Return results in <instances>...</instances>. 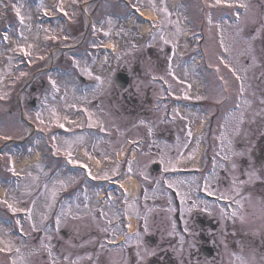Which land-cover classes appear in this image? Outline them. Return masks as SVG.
I'll return each instance as SVG.
<instances>
[{"label":"rangeland","instance_id":"1","mask_svg":"<svg viewBox=\"0 0 264 264\" xmlns=\"http://www.w3.org/2000/svg\"><path fill=\"white\" fill-rule=\"evenodd\" d=\"M82 1L90 4L91 7L88 11L89 13L92 12V20L95 19L94 13L103 15L107 11L106 17L112 16L114 18L112 19L113 34L111 35V39L108 40L109 44L112 46V50L106 52L103 48L97 49L96 47H100L103 43L97 40L99 36L96 34L92 37L93 52L91 55L80 52L76 58H73L71 53L60 51L61 53L58 52V55L56 54L57 56L54 58L51 57L50 63L53 62L52 64L54 65H58L60 61L59 64L61 65L68 67L75 66V68L65 76L62 74L58 75L57 73L41 75L40 79L46 80L48 86L43 90L39 88L36 95H34V97L37 98L38 110L34 112L33 110H28L25 105L30 100V97L27 94L24 95L22 97L24 112H17L19 110V108H17L16 112L12 113V115H8L9 118L0 123V135H9L17 140L29 138L30 130H27L26 122L31 124L33 121L37 124L39 123V125H42L44 128L50 124L61 123L62 121L59 120L64 119L65 123L68 121L72 128H81L84 122L83 120L78 123L75 122L78 118L76 113L79 108L84 106L82 102L85 101L87 104L85 106L93 111L94 116H92V120L98 119L102 122L103 120L106 121L108 127L113 132L112 138L114 139L110 142L108 140L95 141L94 137L86 136L85 140L80 138L78 143V147L84 145L85 150H92V156H95L94 158H99L100 162L103 163L95 161L92 157V169L99 173V176L105 172H107L108 175H113L118 171V167L113 164L107 167L103 160L105 158L108 159V157H111L110 154L124 147L126 139L130 136L127 131L130 129L132 130L134 136L131 138H136L138 136L148 138L156 132H160L159 134L162 136V133L165 132V135H163L164 137H159L161 141H154V145L157 146L155 151L148 148V153L150 154L147 156L148 162L150 160L160 165V172L152 177L154 183L164 181L168 184L171 183L173 187L167 188L166 192H160V195L158 194L159 198L153 197V195L145 196L137 203L140 207H138L139 205L135 206L133 209L129 207L128 214H132L134 218L132 223L134 222L135 224V220H137L136 225L139 223V234H141V236L126 235L123 234L119 226H111L110 224L115 218V215H113L114 213H111L110 210L113 209L114 204L110 203L108 209L98 208L95 202L92 203V198L94 194L97 196L99 193L96 194V190L94 191L93 189L90 191L82 188L87 187L86 185L79 186L78 188L83 192H80L82 197L91 200L90 204H85L84 202L78 206H74L73 203L63 204L64 206L61 205L59 210H54V214L49 218L48 215L53 212V209L47 206L49 205V202L45 199L47 194H42L41 191L37 192V187L32 188L31 186L32 191L28 190L30 193L28 196L26 195L27 197L25 198L23 195H19V190L13 189L14 191H12L11 194L16 195L15 207L18 209L16 213L20 215V213H24V209H31L32 218L29 219L26 214L21 219L23 222V230L20 231H22V234L28 236L27 240H24L16 235L17 232H14L15 229L9 227L10 219L8 218L7 209H2L0 211V215H2L1 219L6 218L8 220V222L3 221L0 223V240H10L13 245L10 252H0V264H12L14 260L16 264H146L147 260L153 256L147 255L146 250L147 252H153L155 254L158 251L160 241L157 246L155 245V249H151L144 241V237L149 234L151 235V233L158 234L160 239L165 238L166 240L178 237L175 232L176 225L170 217V214L175 211L179 210L186 218L190 217L195 212L213 215L219 220L225 218V214L233 217L226 212V210H228L227 208L224 210L217 202L206 200L203 195L206 193L209 194V191L212 193L213 197L223 195L227 197L226 199L234 202L237 201L235 203H238L239 205L237 206L241 207H239L240 211H238L236 215L239 223V240L237 241V248L232 246V241L228 243L229 245L227 244V235L224 229L226 226L221 224L217 233L222 243L219 259H214L213 261L194 260L192 263L190 262L188 264H241L242 260L245 261L246 264H264V247L262 244V241H264V199H260L261 195V197H264V186L257 185L255 188L257 192L255 194L248 190L249 184L260 179L262 180V178L264 179V170H258L257 167H253V159L250 156V153L254 149V145L259 141L260 135L264 134V103H261V101L264 100V0H244V2L248 3L249 7L247 11L244 12V15L242 14L239 16L238 22L233 19L234 15H236L234 8H207V10H204L205 1L203 2V6H197L194 2H191V5L189 1L185 0L186 6H180L176 9L173 6L172 0H170L171 2L169 0H164V3H160V0H157L158 7H164L166 4L170 16L165 18L163 13L156 12L163 19L158 24V29L152 36H148L146 31L138 28L136 25L133 26L131 22L132 28L125 27L126 25L124 26V24H119L117 21L119 18L122 19L124 17L129 19L127 15H123V10L121 9L122 5L118 6V8H120V13H112L111 4L93 5V0ZM133 1L147 8L146 5L148 0ZM71 2L72 1L69 0V2L66 3ZM11 5H13V2H11ZM73 5L76 7L77 2ZM75 7H72L71 11H74ZM81 11L82 15L87 18V12L82 9ZM209 12L213 14L212 25H208L206 18ZM8 14L10 21H8L7 24H12L11 34H13L22 25L18 22H13V10L8 11ZM223 15L230 18L223 20L221 19ZM71 16L74 17V12L71 13ZM191 20L202 25L200 28L195 24L194 31L196 28V30L206 34L207 38L203 45L205 46V51L215 54L221 52L222 48H227L232 50L230 52L231 54L234 52L230 60L233 61L238 68L237 70L240 72L238 73L239 76L243 77V94L247 96L245 103L239 108L241 111L236 114L238 116L243 113V124L239 126L241 145L237 148L234 144H231V140L228 144L227 141H229V139L226 138L228 134L224 131V128H222L225 132L224 142L227 145L225 147L226 149L224 150L222 148L219 154L216 152V148H212L213 146L211 147L210 154L212 155L213 152L217 154V159L220 163L215 165L216 170L214 169V173L211 175L209 170H203L200 166L198 169L192 166V168H187V170L182 168L177 171H165V164L160 163L162 158L165 163L168 161L175 163L176 160L184 156L185 150L192 149L187 147L186 143L183 145V143L181 144L176 141L177 138H179V141L183 139V142H188L185 126L186 123L190 122L191 124L192 118L190 114L192 113H188L189 115H187L189 117H186L187 115L181 116L179 113L180 111H176L173 115V119L170 118L165 122L163 121L164 115L168 113V102L171 99L169 92L173 94V97L176 96L175 99H180L177 101L178 104H184V106H187L186 103L190 104L192 100L203 99L207 94V100L216 103V101L220 99V89H218L217 94H214V92H216L214 91V86L208 83V81L205 85L195 66L193 64L192 67L190 66L191 64L187 65V61H189V59H187V55H189V42H186L183 38L185 35V23L187 21L189 24ZM177 21H179V26L181 28V33L179 35H177L175 31V24ZM2 25H4V22H0V26ZM57 27L58 26H51V28H44V26H35L37 30L44 28L45 34H55L56 30L60 29ZM108 27H104V29L107 30ZM22 29L27 32L32 31L36 34L33 25H29L27 22H25ZM101 33L103 34V31H101ZM60 35L62 34L60 33ZM161 35L165 36L170 43L165 45L160 39ZM153 37H155V39ZM63 38L64 35L62 39ZM80 38L81 35L77 37L76 40ZM221 39H223L225 47H221ZM76 40H74L75 42H73V40L70 41L71 43H76ZM172 41H175L174 45L171 43ZM16 43H18V40H16ZM133 45H135V47H133ZM6 50V48L0 47V87L4 88L3 90L0 89V96L3 97V99H0L2 104L7 103V95H4L5 91L8 89V86L5 85L6 80H8V78L10 79L13 75H17L12 71L14 62L11 55H8L9 50H7V52ZM29 51L35 54L39 53L41 50H39V47H32ZM45 55L46 54H43L42 56ZM61 55L63 57H61ZM148 55L150 57H148ZM181 57H183V59H181ZM72 62L74 65H72ZM113 64L115 67L112 72ZM126 64L131 65L129 70L130 75L132 73L135 74L136 81L134 84L137 86V91L141 93V96L147 89H152L151 98L155 101L153 107L148 110L150 113H153L152 115H156L157 119L153 120V118H151V121H147L145 118L143 120V123L147 124L145 128L139 127L142 121L136 123V119L134 120V118L123 116L126 106L122 104L120 98H117V92L112 83V79L117 70L123 66L125 67ZM173 64H175V68ZM96 66L100 67V69L94 68ZM85 67L91 72V76L83 71ZM132 70L135 72H132ZM169 71H171L172 74H169ZM80 76L86 79L84 85L78 83V77ZM96 76L101 78L103 81L102 84L95 79ZM28 77V75L25 76L24 74L22 76L19 75L17 81L24 84L28 80ZM211 78L210 76V79ZM36 81L39 82V80ZM51 81L56 82L59 89L58 91L53 88ZM189 85H191V88L188 87ZM207 87L208 90L206 93L204 90ZM10 92H14L13 99L11 100V102H13L19 90L15 91L11 89ZM185 95H187L189 99H184ZM14 106H16V103ZM157 107H159V111L156 110L154 112ZM179 107L183 113L186 110L190 111L189 105L186 108ZM179 107L177 109H179ZM5 108L8 107L0 105V114ZM152 108L154 109L151 110ZM209 111H212L211 108H209ZM53 113H55V115H53ZM58 115L61 117L60 119H57L55 123L50 122L51 120H55ZM65 117L67 119H65ZM197 117L200 118V116ZM39 120L43 123H40ZM172 120H174V122L171 123ZM236 123L234 119L232 122H230V119L226 122V126L229 127L227 128L228 132L232 131ZM94 124L95 126H93V128L97 127L99 130V123L94 122ZM55 129V127H52L49 131H54ZM149 129H151V135H149ZM171 129L176 130L175 140L173 139V141H171ZM143 130L145 131L143 132ZM197 132H199V130H197ZM212 135L214 140L218 137L217 132ZM30 138L31 140H29L26 146L18 149H13L10 145L5 146V152L1 155L2 158L0 159L8 163L9 156L12 157L11 152L20 153L21 151L32 150L34 147H44L38 134H32ZM59 140L60 141L56 143V148L60 149V154L65 152L66 146L63 144L65 140L72 143V154H77L76 138L64 137L59 138ZM205 140H207V137ZM170 143H176L175 145H178L175 148H171ZM199 143L200 141L198 140L195 144ZM156 150H158L157 153ZM152 152H154V154H152ZM17 156L19 161L23 159L22 155L18 154ZM41 158L42 156L40 155V159L37 162H40L42 160ZM243 158L250 163V169L245 172V178H248L247 181H242L241 174L238 175L239 167L237 162L239 159ZM198 161L201 162L200 156ZM222 161L226 162L224 167L221 165ZM34 162L37 163L36 161ZM34 162L30 160L29 163L22 165V167L28 168L32 166ZM206 166H208V163L205 160L204 168ZM3 167L5 168L4 165ZM101 168L105 169L101 171ZM113 169H117V171L114 172ZM221 169H225V179L219 175ZM184 171H186V173L188 172L190 175L185 176ZM261 172L262 175L260 174ZM251 173H255V175L250 180L249 177ZM79 175L81 174L78 173L76 176L64 175L65 177L61 176L55 180L56 183H59V181H64L65 183L72 182L80 180L81 178ZM151 175L150 173V177ZM34 177H36L34 180L41 179L43 178V173L36 171ZM69 177H73L74 180L69 181ZM238 177L240 178L239 181ZM202 178H205V183L200 184ZM126 182L134 185L131 179L126 180ZM234 182L235 187L239 189L238 194L233 190ZM150 184L152 185L151 180H149V182L145 181L146 190ZM206 185L207 190L205 189ZM171 191H175L177 194L180 202L179 207H176L174 199L171 196ZM9 192L10 190L5 188V186L1 188L2 194L8 195ZM19 196H21V198ZM193 202H195V206H193ZM248 209H250L249 212L246 211ZM259 209H263L262 214L258 212ZM143 211L144 213H141ZM154 215L158 217L153 218L155 217ZM11 216V218H15L18 214H13ZM57 218L60 220L59 225L56 223ZM33 225H35V228L32 227ZM136 228L132 227V230ZM121 235H124L126 238L125 244L122 247L110 248L107 245L108 242L116 240L117 237ZM230 236L231 234L229 237ZM195 241V238L189 240L190 243H196ZM42 242L44 245H47V247H43ZM0 246L2 248L5 247L4 244H0ZM17 248L20 249L19 254L16 252ZM233 248L235 249L233 250ZM33 251H35V254H32ZM168 251L178 260L179 264H185L182 259L184 256L189 257V252L182 249V243L174 246V248L171 247ZM49 252L51 255H49ZM138 252L140 253L139 256L137 255ZM139 261H141V263Z\"/></svg>","mask_w":264,"mask_h":264},{"label":"snow or ice","instance_id":"2","mask_svg":"<svg viewBox=\"0 0 264 264\" xmlns=\"http://www.w3.org/2000/svg\"><path fill=\"white\" fill-rule=\"evenodd\" d=\"M76 2H77V0H72V3L73 4H75ZM160 3H164V0H160ZM146 6L147 7H150V9L153 12L163 13V15L165 16V18H167L168 16H170V13L168 11V8H167L166 4H165L164 7H158L157 0H148V3H147ZM204 6L207 7V8H209V9H222V8L232 9V8H240V9H244L245 11H247V9L249 7L248 3L244 2V0H205V5ZM41 7H43V4H41ZM53 7H54V10L55 11L62 13L64 16H68L69 15V13L63 7V0H60L59 5H55ZM13 8L15 10V14H16L17 18L19 19V23L21 25H25V17L21 14L20 8L17 7L16 5H13ZM136 11L137 12H140V14L143 15V12L141 11V7H136ZM44 15H48V9H46V8L44 9ZM206 18H207L208 24L209 25H212L213 24V14L211 12H209L207 14V17ZM29 19H30V17H29ZM107 24L109 26L107 31H104L103 28L100 29V31H103V35L105 37H108L110 35V33L112 31V27H113V21L111 19H109V20H107ZM153 27H158V25H153ZM93 30L94 31L97 30L95 28V26H93ZM45 31H47V30H45ZM175 31H176V34L177 35H179L181 33V28L179 26V21H177L176 24H175ZM20 36L24 40L27 39L26 37L23 36V32L20 33ZM153 38L155 39V37H153ZM2 39H3V41L5 43H7L10 40V35L9 34H5L2 37ZM46 39L55 40L56 39V36H46ZM64 39H67V36H65ZM160 39L164 42L165 45H167V44L170 43V41L165 36H163V35L160 36ZM171 43H173V45H174L175 44V41H172ZM32 47H33V45H31V44L27 45V49H31ZM133 47H135V45H133ZM221 47H225V45L223 43V39H221ZM16 50L19 51L20 53H22L25 57H27V56H29V55L32 54L29 50H26L25 47H18ZM173 51H174V49H173ZM225 51L227 52V48H225ZM40 58H42V57H40ZM221 63H223L226 68H229V70L232 71L233 76H235L237 80H242L243 79V77L239 76L236 73V71L234 70V68L230 67L229 64L228 63H225L224 60H221ZM83 71L84 72H87V74L89 76H91V72L87 69V67H85L83 69ZM217 71H219V69H217ZM169 74H172L171 71H169ZM22 75H23V73H22ZM95 79L97 81H100L101 84L103 83V81L101 80V78L99 76H96ZM154 79H155V77H154ZM161 79H162V77H161ZM51 83H52L53 88L58 91L59 89H58V86L56 85V82L55 81H51ZM188 87L191 88V85H189ZM225 90H226V88H225ZM239 91H240V94L242 95L243 94V91H244L243 84H241ZM0 99H3V97H0ZM184 99H189V97L187 95H185L184 96ZM261 103H264V100H262ZM237 107H239V105H237ZM53 115H55V113H53ZM57 119H59V118H57ZM65 119H67V118L65 117ZM89 119L91 121V119H92L91 114H89ZM233 119L237 122L236 125L234 126L233 130L236 133H239V126L241 124H243V113L239 114L238 116L237 115H234L233 116ZM141 123H143V122H141ZM93 126H95L94 122H90L89 123V127H93ZM57 127L64 128V124L58 122L57 123ZM100 127H101V130L103 131L104 130L103 125H100ZM65 130L67 131V129H65ZM149 135H151V129H149ZM191 135H192V133H191V131H189L188 132V136H191ZM11 139H12V137L9 136V135L0 136V140H11ZM63 144L66 146L65 154H66L68 163L74 164V166L78 164L79 167L87 169V165L86 164L79 163L78 161H73V159H72V143L69 142V141H67V140H65V141H63ZM57 151H60V149L57 148ZM85 155H87V153H85ZM90 158L91 157H89V159ZM160 163L165 164V168H164L165 171H177L178 169L176 167V164L180 163V161L178 160L175 163H173L172 161H168L167 163H165V161L162 158L161 161H160ZM8 164H9V171H11L13 175H17L16 168H15V164L12 161L11 156H9ZM113 171L115 172V171H117V169H113ZM129 172H131V166H129ZM88 174H89V176H91V172L90 171L88 172ZM254 175H255V173H251L250 174V177H249L250 180H251V178ZM101 178L102 179H105V180H108L109 179L108 173L105 172L104 175ZM68 179H69V181L74 180L73 177H69ZM59 183L61 184L62 187H66L67 186V184L64 181H59ZM181 183H183V182H181ZM168 186L169 187H173V185L171 183H169ZM205 189L207 190V185L205 186ZM233 190L236 191L237 194H238L239 189L237 187H235V182H234V188H233ZM209 195H212V193L210 191H209ZM54 198H55V192H53V199ZM223 198H227V197H223ZM9 199L11 200V202H9ZM9 199H5L3 201H0V203L5 204L7 206V208L13 214H15L18 211V209L15 207L16 198H15V196H11ZM193 206H195V202H193ZM48 207H51V205H48ZM25 212L27 214V217L29 219H31L32 218V210L31 209H25ZM231 215L232 216H236L237 213L233 212V213H231ZM17 223H19V221H17ZM56 223H57V225H59V223H60L59 218H57ZM32 227L35 228V225H33ZM129 227H130V225H129ZM145 230H147V229H145ZM137 235H139V233H137ZM0 244H4L5 245L4 248H0V252H10L11 249H12V247H13V245H12V243H11L10 240H8V241L0 240ZM42 246L43 247H47V245H44L43 242H42ZM16 252H17V254H19L20 253V249L17 248L16 249ZM32 254H35V251H33ZM146 254L147 255H154L153 252H147V250H146ZM49 255H51L50 252H49ZM137 255L139 256L140 253L138 252ZM12 264H16V261L14 260L12 262ZM241 264H246V262L242 260L241 261Z\"/></svg>","mask_w":264,"mask_h":264},{"label":"flooded vegetation","instance_id":"3","mask_svg":"<svg viewBox=\"0 0 264 264\" xmlns=\"http://www.w3.org/2000/svg\"><path fill=\"white\" fill-rule=\"evenodd\" d=\"M136 88L132 86L131 88L121 92V98L125 103H131L134 101L136 107L140 108V111L143 113L144 108L146 107L147 104H150V92L151 90H146L143 92V95L141 96L140 92L135 91ZM146 102V103H144ZM260 145V146H259ZM259 146V147H258ZM255 152H257V149H264V134H261L259 137V141L255 145ZM256 159V158H255ZM262 160H264V156L261 153L259 156V161L261 163H257L256 165L264 169L262 163ZM243 164L242 170L244 168L248 167V163L245 161H241ZM255 164V163H254ZM223 174V173H222ZM261 183H257L258 186ZM253 187V190L255 191L256 186ZM264 186V185H263ZM228 219V218H227ZM235 221H233L234 226H231V220H222L220 223L224 222L225 224V232H226V242L227 243H232L235 244L239 240V223L236 221V226H235ZM178 222V220H177ZM217 221L214 219L213 215H208V214H203L201 215L200 212H196L195 214H192L190 217L186 218L185 216L182 219H179V235L181 236L180 238H174V239H169L166 240L165 238L160 239V236L157 234L155 239H154V247L155 245L157 246L159 241V246H158V251L152 256V258L149 260V264H179V262L174 259V257L169 253L168 249L171 247L174 248V246L178 245L179 243H182V249L183 250H189L190 252V258L191 261L198 260L200 261L201 258L198 256V253L196 250L200 249V245L198 243H194L195 245L190 244L189 240L191 238H197L198 241H201L203 246L211 247L214 252L218 255L219 257V251L221 249L222 243L221 239L219 238V235L217 234V230L214 232L212 231V227L214 223ZM218 223V228L220 227L219 222ZM187 229V230H186ZM235 230V233L233 231ZM231 236L229 237V235ZM167 238V237H166ZM184 239V242H181L179 240ZM159 240V241H158ZM148 242H150L149 239H147ZM200 254V252H199ZM183 262L185 264H188V261L185 257H183Z\"/></svg>","mask_w":264,"mask_h":264},{"label":"bare ground","instance_id":"4","mask_svg":"<svg viewBox=\"0 0 264 264\" xmlns=\"http://www.w3.org/2000/svg\"><path fill=\"white\" fill-rule=\"evenodd\" d=\"M143 15H144V16H147V17L150 18V19H155L154 14L151 13L150 11L144 10V11H143ZM142 28H143L144 30L148 31V28H147V27L143 26ZM108 47L111 48L110 44L108 45ZM27 162L29 163L28 160H27ZM27 162H26V163H27ZM134 186H135V185H133V187H134ZM126 187H128V189H131L130 185H127V183H126ZM135 188H136V186H135ZM104 206H107V204H104Z\"/></svg>","mask_w":264,"mask_h":264},{"label":"water","instance_id":"5","mask_svg":"<svg viewBox=\"0 0 264 264\" xmlns=\"http://www.w3.org/2000/svg\"><path fill=\"white\" fill-rule=\"evenodd\" d=\"M120 81H121L122 83H121V85H119V88H123V87H125V86L127 85V83H128V80H127L126 77H122V78L120 79ZM117 82H118V81H117Z\"/></svg>","mask_w":264,"mask_h":264}]
</instances>
